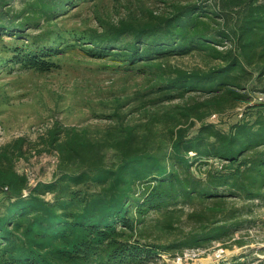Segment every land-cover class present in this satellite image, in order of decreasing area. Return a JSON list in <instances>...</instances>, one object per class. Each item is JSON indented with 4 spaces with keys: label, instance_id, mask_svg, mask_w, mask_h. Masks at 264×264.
<instances>
[{
    "label": "trees",
    "instance_id": "trees-1",
    "mask_svg": "<svg viewBox=\"0 0 264 264\" xmlns=\"http://www.w3.org/2000/svg\"><path fill=\"white\" fill-rule=\"evenodd\" d=\"M76 1L0 0V36L15 39L6 45L7 62L43 72L57 66L62 33L53 39L49 30L37 37L26 30L39 28L40 19L55 22ZM163 2L142 17L102 25L90 40L97 53L114 51L139 68L171 52L208 51L217 66L162 75L150 104L194 91L207 98L155 110L142 128L129 125L100 138L87 129L69 128L63 136L52 129L60 175L34 187L17 168L25 139L1 146L0 264H157L166 249L207 248L231 238L246 211L235 200L248 212L250 202L264 203V103L228 129L206 122L213 111L250 101L249 88L264 92V0ZM198 161L208 165L200 174L193 170ZM183 206L193 223L185 240L162 247L143 239L139 226L151 210L166 217L163 226L171 231Z\"/></svg>",
    "mask_w": 264,
    "mask_h": 264
},
{
    "label": "rangeland",
    "instance_id": "rangeland-1",
    "mask_svg": "<svg viewBox=\"0 0 264 264\" xmlns=\"http://www.w3.org/2000/svg\"><path fill=\"white\" fill-rule=\"evenodd\" d=\"M13 6L18 9L20 4L17 1ZM164 6L163 0H79L58 14L55 22L38 20L39 28L27 29L26 33L37 37L49 30L53 39L59 33L65 39L60 45L63 50L55 57L57 66L50 71L25 69L7 62L11 54L7 46L15 39L0 36V147L21 137L25 139V156L17 160L19 171H28L35 182H50L60 175L59 158L49 142L52 129L60 130V136L69 128L87 129L92 138H100L129 125L142 128L148 114L155 110L168 111L207 98L208 94L194 91L157 106L150 104L158 97L151 91L162 81V75L168 77L175 69L207 71L217 66L220 60L208 51L171 52L139 68L114 51L106 55L97 53L90 40L102 25L142 17L143 10H160ZM257 87L256 91L248 89L250 101H237L223 111H213L206 122L228 129L232 123L251 117L256 112L252 105L264 103L262 86ZM199 126L197 121L191 133ZM210 161L221 168V161ZM207 168L200 161L193 166L199 174ZM235 201L236 207L246 209L240 218L243 224L231 230L233 235L227 241H213L207 248L214 251L218 246L225 247L229 259L236 263L264 264V203L250 202L248 212L242 200ZM183 207V212L176 214L171 231L163 226L166 217L151 210L146 222L139 226L143 239L162 247L185 240L193 223L188 218L189 207ZM162 253L165 256L157 264H175L171 257L181 252L173 247Z\"/></svg>",
    "mask_w": 264,
    "mask_h": 264
},
{
    "label": "built area",
    "instance_id": "built-area-1",
    "mask_svg": "<svg viewBox=\"0 0 264 264\" xmlns=\"http://www.w3.org/2000/svg\"><path fill=\"white\" fill-rule=\"evenodd\" d=\"M260 99L263 100V98ZM22 173L28 176L31 187L36 186L40 182H35L28 171ZM227 255V249L223 246H218L214 251H211V248L191 247L171 258H173L175 264H237L234 259H229ZM164 256L163 253H160L159 260Z\"/></svg>",
    "mask_w": 264,
    "mask_h": 264
}]
</instances>
